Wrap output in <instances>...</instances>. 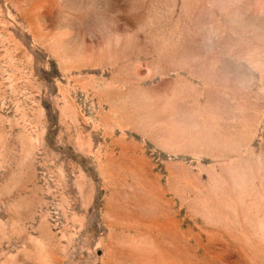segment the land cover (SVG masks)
I'll return each instance as SVG.
<instances>
[{
	"label": "rangeland",
	"instance_id": "obj_1",
	"mask_svg": "<svg viewBox=\"0 0 264 264\" xmlns=\"http://www.w3.org/2000/svg\"><path fill=\"white\" fill-rule=\"evenodd\" d=\"M0 264H264V0H0Z\"/></svg>",
	"mask_w": 264,
	"mask_h": 264
}]
</instances>
